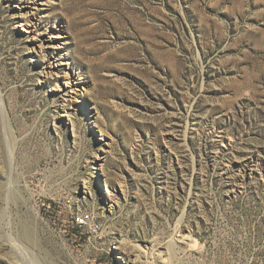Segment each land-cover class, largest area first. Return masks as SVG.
Returning <instances> with one entry per match:
<instances>
[{
  "label": "rangeland",
  "instance_id": "obj_1",
  "mask_svg": "<svg viewBox=\"0 0 264 264\" xmlns=\"http://www.w3.org/2000/svg\"><path fill=\"white\" fill-rule=\"evenodd\" d=\"M29 231L37 264H264V0H0V264Z\"/></svg>",
  "mask_w": 264,
  "mask_h": 264
},
{
  "label": "bare ground",
  "instance_id": "obj_2",
  "mask_svg": "<svg viewBox=\"0 0 264 264\" xmlns=\"http://www.w3.org/2000/svg\"><path fill=\"white\" fill-rule=\"evenodd\" d=\"M28 14H29V12H27L26 15H28ZM54 34L56 36V33H52V37H54ZM23 237H24V241L28 243V245H29L28 247H30V249H33V252L31 251L29 253V256H31V259L28 256V254H26L27 251L24 254H19L21 256L20 260L25 262V264H37L36 262H34L32 260V258H37V254H35L34 252H36L35 248H38V241L36 240V238H35L34 234L32 233V231H29V232L25 233ZM10 242L12 243L13 248L14 249L16 248L15 250L20 251L22 249L20 240L11 238ZM22 252H24V251H22ZM19 253H21V252H19Z\"/></svg>",
  "mask_w": 264,
  "mask_h": 264
},
{
  "label": "built area",
  "instance_id": "obj_3",
  "mask_svg": "<svg viewBox=\"0 0 264 264\" xmlns=\"http://www.w3.org/2000/svg\"><path fill=\"white\" fill-rule=\"evenodd\" d=\"M85 219H86V218H81V219L79 220V223H80V224H85Z\"/></svg>",
  "mask_w": 264,
  "mask_h": 264
}]
</instances>
